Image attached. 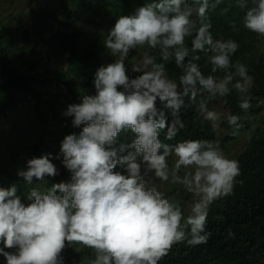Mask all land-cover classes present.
<instances>
[{
    "label": "clouds",
    "instance_id": "clouds-1",
    "mask_svg": "<svg viewBox=\"0 0 264 264\" xmlns=\"http://www.w3.org/2000/svg\"><path fill=\"white\" fill-rule=\"evenodd\" d=\"M222 2L147 0L116 19L103 41L114 60L96 70L94 94H82L63 113L82 128L64 137L55 157L62 156L70 181L48 186L47 178L60 174L48 153L18 170L27 186L23 195L17 184L0 186V255L7 264H65L62 253L73 245L92 250L86 264H159L175 244L207 243L210 206L242 183L239 162L217 141H166L185 128L182 109L197 105L216 129L221 114L210 102L236 93L241 110L252 106L254 77L232 60L240 45L214 39L210 30L209 13ZM235 3L244 27L264 37V0ZM133 51L139 59L129 58ZM201 53L211 66L207 75ZM173 62L178 79L169 74ZM226 119L240 127L239 116ZM128 131L131 142L119 143ZM156 181L180 185L192 196L187 215Z\"/></svg>",
    "mask_w": 264,
    "mask_h": 264
},
{
    "label": "trees",
    "instance_id": "trees-1",
    "mask_svg": "<svg viewBox=\"0 0 264 264\" xmlns=\"http://www.w3.org/2000/svg\"><path fill=\"white\" fill-rule=\"evenodd\" d=\"M144 2L147 0H114L113 3L105 5L104 15L107 16L101 24L97 23L99 26L95 31L83 32L66 28L53 31L47 37L41 36V40L34 42L31 48L33 54L40 48L48 50L46 64L37 72L38 74L31 71L21 72L13 64L10 49L2 44L0 35V126L14 107L18 111L15 117L20 122L28 120V123L24 125L27 130L32 133L36 129L38 135H29L31 158L51 153L52 162L60 170V174L56 177L47 178L48 186L61 181H70L71 173L63 166L62 156L60 159L55 157L60 153L64 137L74 132L79 134L82 130L72 126V118L64 116L65 111L57 108V104L68 107L69 104L79 103L81 95L88 93L87 87L94 84L95 69L113 59L108 57L109 52L103 43L107 27H113L120 15L125 13L129 15L127 10L129 8L132 10L133 4L139 7ZM251 2L252 0H249V3ZM130 3L133 4L130 5ZM229 5H231L229 11L224 13L222 10ZM209 15L212 22L210 30L214 39L235 40L240 47L232 60H239L247 65L249 74L254 77V85L251 89L252 106L249 110L244 111L238 107L236 93L225 98L226 102L222 101L229 105L233 115L245 114L255 117L264 111L262 104L264 101V52L261 50V47H264V40L244 27V12L236 6L235 0H223L215 11H210ZM68 17L70 18L71 14ZM69 25L70 23H65V26L69 27ZM32 27L37 35H43L49 31L45 20L40 23L35 20ZM24 34L30 41L31 33L27 30ZM83 35L87 36L86 42L82 40ZM137 55L138 53L133 51L129 58H135ZM200 55L199 63L207 75L211 66L203 53ZM52 58L53 63H51ZM61 59L68 63L67 68L62 67ZM79 68L84 70L80 74L86 80L85 83L79 81L74 74ZM168 70L171 77L178 79L180 69L176 68L174 62L168 65ZM79 85H82V88ZM31 97L37 100L33 103L34 105L29 101ZM216 101L218 100L210 102L208 107ZM258 103L259 106H257ZM21 104H30L35 106V109H30L31 111L29 110L26 115L19 110ZM196 107L197 105H192L187 110L182 109L181 117L185 128L181 129L173 140L166 142L176 144L189 139L213 140L219 142L223 152H227L230 149V143L252 132L244 152L232 158L239 162L241 174L237 180L242 183L236 184L232 194L215 201L210 206L206 231L211 232V236L207 243L190 246L185 241L175 244L159 264H264V116H260L259 120L255 118V122L239 120L238 129L225 120L222 125L229 129V132L218 135L211 122L204 120L196 111ZM22 116L24 119L21 118ZM171 119L169 115V123ZM21 135L24 134H20L19 137ZM132 139L133 134L128 131L121 134L119 143H130ZM161 139H164L163 133ZM20 150L13 153L12 159L9 160H14L9 163L2 162L0 155V186L10 187L12 184H17L21 188L19 194L23 195L27 191V186L17 175L20 169L18 159L22 156ZM181 195L178 191L170 194L171 198L176 200ZM24 202L28 203L26 199ZM181 205L185 212L184 204L181 203ZM66 250H68L67 247ZM80 253L87 259L94 258L90 249L85 248ZM79 255V253H73L65 260V264H73Z\"/></svg>",
    "mask_w": 264,
    "mask_h": 264
},
{
    "label": "rangeland",
    "instance_id": "rangeland-1",
    "mask_svg": "<svg viewBox=\"0 0 264 264\" xmlns=\"http://www.w3.org/2000/svg\"><path fill=\"white\" fill-rule=\"evenodd\" d=\"M113 1L114 0H108L107 2L105 0H0V35L2 36V44L7 47V49H10L9 53L11 55L13 64L21 72L31 71L38 74L37 72H39L44 67V64H46L45 62L46 58H48V50H43L40 48L39 51L37 50V53L33 54L31 48L34 42L41 40V36L47 37L53 31L55 32L56 30L66 28H69V30H77L83 32L95 31V29L99 26L97 25V23L101 24L104 17L107 16L104 15V6L113 3ZM118 3H120V1H118ZM132 4L133 3H130V5ZM136 6V4H133V9L131 10L129 8L127 11L132 14L133 10L137 8ZM70 14L71 17L69 18L68 16ZM124 15H127V13H125ZM35 20H37L39 23L40 21L45 20L48 24L49 31L45 32L43 35H37L32 27ZM66 22L70 23L69 27L65 26ZM111 28L112 27L108 26L105 32H108ZM27 30L28 33H31L30 41L24 34V32ZM260 38L264 40V37ZM82 40L83 42H86L87 36L83 35ZM261 48V50L264 52V47ZM141 50L143 51L144 49ZM108 57L113 58L110 56V54H108ZM135 58L139 59V55H137ZM113 60L114 58L110 61L105 62L104 64L112 62ZM53 62L54 59L52 58L51 63ZM61 64L63 68L68 67V63L64 61V59H61ZM98 68L99 67L95 69L94 74ZM83 71V69L79 68L74 72V74L78 77L79 81L85 83L86 80L83 79V76L81 77L80 74ZM79 87L82 88V85H79ZM87 91L89 94H94V84L89 85V87H87ZM29 101L33 104L37 100L36 98L31 97ZM259 103L257 106H259ZM262 104L264 105V101L262 102ZM19 107V110L26 115L30 109H35V106H32L30 104H21L19 105ZM57 108L66 111L67 106H63V104L58 103ZM209 109H214L221 114L219 127L216 128L217 134H227L229 132V129L224 128L222 122L227 120L226 117L228 114H231L232 110L230 109L229 105H226V103L222 100H218L211 103ZM16 111L17 109L13 107L12 110L7 114L6 118L3 119L4 121L0 126V133L4 135L1 136L0 134V155L2 162L9 163L14 160H9L12 159L11 156L13 155V153L15 154L16 150L21 149L20 153L23 157L21 156L20 159H18V165H20V169H24L26 167L27 160L31 159L32 156V151L30 150L31 138L29 135L32 134L36 136L38 135V133L36 132V129H34L32 133H30L24 126L26 123H28V120L25 119L23 123L20 122L17 117H15ZM258 115V117H251L245 114L240 115L239 120H248L249 122H255V118L259 120L262 116H264V111ZM21 118L24 119V116H22ZM46 119L49 118L46 117ZM20 134L24 135H21L19 137ZM251 135L252 132L247 135L241 136L233 143H230V149L227 152H224V154L230 159L241 155L246 149ZM24 157L25 159H23ZM120 170L121 169L117 168V171ZM149 178L153 180L155 179L152 174H149ZM156 184L159 190H161L169 199H173L170 196L173 191L181 192L182 195L178 200L182 204H184L186 210L185 215H187L189 206L192 202V196L185 192L180 185H173L170 182L162 181H156ZM2 246L3 245L1 244L0 247ZM67 248L68 250H64L62 253L65 260L68 257H71L73 253H79L80 255L76 257V260L73 264H86L87 258H85L80 253L81 250H84L85 248H82L80 245H73ZM77 248H80V251H76ZM6 250L10 252L15 251L14 249ZM0 264H7L6 258L3 255H0Z\"/></svg>",
    "mask_w": 264,
    "mask_h": 264
}]
</instances>
